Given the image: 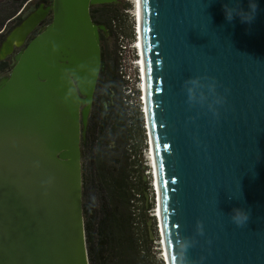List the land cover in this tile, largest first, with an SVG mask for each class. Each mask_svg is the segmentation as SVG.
Instances as JSON below:
<instances>
[{"label": "water", "instance_id": "water-1", "mask_svg": "<svg viewBox=\"0 0 264 264\" xmlns=\"http://www.w3.org/2000/svg\"><path fill=\"white\" fill-rule=\"evenodd\" d=\"M109 1L42 3L1 44L3 59L23 49L0 83V264H89L81 139L103 28L90 7ZM234 2L138 0L165 264H264V0L251 22L225 19Z\"/></svg>", "mask_w": 264, "mask_h": 264}, {"label": "trees", "instance_id": "trees-1", "mask_svg": "<svg viewBox=\"0 0 264 264\" xmlns=\"http://www.w3.org/2000/svg\"><path fill=\"white\" fill-rule=\"evenodd\" d=\"M42 3L50 5L53 0H0V45ZM129 8L119 0L90 7L94 23L103 28L100 74L81 139L89 264H164L157 255L154 193L143 157L148 141L145 114L140 92L127 93L120 56L121 37L134 39L133 32L124 30ZM51 22L49 16L41 25ZM19 52L0 60V77H9Z\"/></svg>", "mask_w": 264, "mask_h": 264}, {"label": "rangeland", "instance_id": "rangeland-1", "mask_svg": "<svg viewBox=\"0 0 264 264\" xmlns=\"http://www.w3.org/2000/svg\"><path fill=\"white\" fill-rule=\"evenodd\" d=\"M112 1H114V0H112ZM112 1H109V2H112ZM119 1H121L120 5L126 4V3L130 4V8H129L128 13H127V15H128L127 21L124 24V30L127 32H133L134 33V39L130 35L126 36L124 38L121 37L122 43L120 45V48H121L120 49V56H121L123 73L125 74V78L128 82V87L130 89H132V91L130 89H127V93L134 95L135 90H138L140 92L139 101H140L141 105L143 106L142 91H141V89H142L141 85H142L143 77H142V71H141L142 69L139 68V66H138V62L141 61L142 55H141V52L136 47V40H137V38H139V33L137 31L136 2H135V0H119ZM38 28H40L39 31H42L45 27H42V25H40ZM131 28H132V31H129ZM118 32H119V30H118ZM22 48L23 47L16 48L14 50V52L16 50L21 51ZM0 49H1V45H0ZM139 56H141L140 59H139ZM1 59H3V58H1V55H0V60ZM139 69H141V70H139ZM6 78L7 77H0V83L3 80H5ZM134 98H136V97L134 96ZM145 126H146V124H145ZM146 136H147V139H146V141H147L148 135L146 134ZM143 157H144L145 163L148 164V166H149V170L146 173H149V177L151 179V185H152V189H153V193H154V201H155V208H154L153 214L156 216L157 199H156V192H155V187H154V170H153L154 167H153V162L151 160L152 156L150 154V145H149L148 141H147V148H146L145 152L143 153ZM156 221H157V232H158V237H159V239L157 241L158 247H156L157 255H158V258H161L163 263L165 264V260H164V256H163V253H164L163 240H162L161 232L159 229V222H158L157 217H156Z\"/></svg>", "mask_w": 264, "mask_h": 264}, {"label": "clouds", "instance_id": "clouds-1", "mask_svg": "<svg viewBox=\"0 0 264 264\" xmlns=\"http://www.w3.org/2000/svg\"><path fill=\"white\" fill-rule=\"evenodd\" d=\"M257 7V0H248L247 8L241 6L240 0H235L234 3L223 5L224 16L229 22H231L234 17H239L241 22H251L255 17ZM230 218L234 224L242 226L249 218V210L240 206L234 207L231 210Z\"/></svg>", "mask_w": 264, "mask_h": 264}, {"label": "bare ground", "instance_id": "bare-ground-1", "mask_svg": "<svg viewBox=\"0 0 264 264\" xmlns=\"http://www.w3.org/2000/svg\"><path fill=\"white\" fill-rule=\"evenodd\" d=\"M135 2H136V15L137 16H139V5H138V0H135ZM136 28V27H135ZM136 47H137V49L141 52V46H140V40H139V38H137V40H136ZM141 58V56H139V59ZM138 66H139V68H141V69H139V70H141L142 71V77L144 78V68H143V62H142V59H141V61H139L138 62ZM143 82V81H142ZM142 86V85H141ZM150 154H151V156H152V158H151V160H152V162H153V166H155V162H154V156H153V151H152V149L150 148ZM164 256V255H163Z\"/></svg>", "mask_w": 264, "mask_h": 264}, {"label": "flooded vegetation", "instance_id": "flooded-vegetation-1", "mask_svg": "<svg viewBox=\"0 0 264 264\" xmlns=\"http://www.w3.org/2000/svg\"><path fill=\"white\" fill-rule=\"evenodd\" d=\"M50 16H52V15H50ZM48 25H46L45 27H47ZM44 27V26H43ZM45 29V28H44ZM40 28H38L37 29V31H35L31 36H30V38H28V40L27 41H29L32 37H34L36 34H38L40 31ZM23 49V48H22ZM70 53H72V52H70ZM80 96L83 98V97H85V95H83V94H80ZM84 106V103H82L81 104V108Z\"/></svg>", "mask_w": 264, "mask_h": 264}]
</instances>
